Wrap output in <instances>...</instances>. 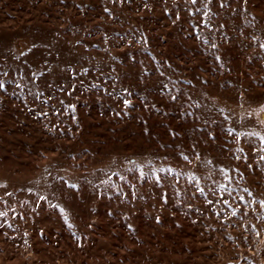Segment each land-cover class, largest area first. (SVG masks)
Masks as SVG:
<instances>
[{
	"label": "rangeland",
	"instance_id": "obj_1",
	"mask_svg": "<svg viewBox=\"0 0 264 264\" xmlns=\"http://www.w3.org/2000/svg\"><path fill=\"white\" fill-rule=\"evenodd\" d=\"M262 44L264 0H0V264H264Z\"/></svg>",
	"mask_w": 264,
	"mask_h": 264
},
{
	"label": "snow or ice",
	"instance_id": "obj_2",
	"mask_svg": "<svg viewBox=\"0 0 264 264\" xmlns=\"http://www.w3.org/2000/svg\"><path fill=\"white\" fill-rule=\"evenodd\" d=\"M223 2H224V0H221V6H223ZM192 3L195 4V3H196V0H192ZM205 15H207V13H205ZM205 23H207V22L205 21ZM261 47H264V44H262ZM0 87H3V83H2V82H0ZM125 91H127V89H125ZM172 99L175 100L176 97L173 96ZM130 103H131V101H129V100H126V101H125V104H126V105H128V104H130ZM261 140H262V142H264V137H261ZM141 174H143V172H141ZM121 179H123V177H121ZM201 191H203V190L201 189ZM240 199L243 200L244 197L241 196ZM260 203H261V204H264V201H261ZM2 215H5V213L0 212V216H2Z\"/></svg>",
	"mask_w": 264,
	"mask_h": 264
}]
</instances>
